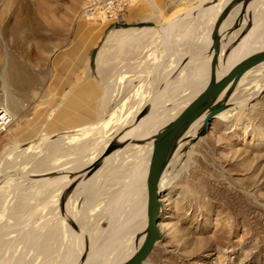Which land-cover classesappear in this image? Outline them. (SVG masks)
Here are the masks:
<instances>
[{
	"label": "rangeland",
	"instance_id": "1",
	"mask_svg": "<svg viewBox=\"0 0 264 264\" xmlns=\"http://www.w3.org/2000/svg\"><path fill=\"white\" fill-rule=\"evenodd\" d=\"M84 1L0 0V18L3 17L1 29L4 31L2 39L0 37V74L5 72L7 76L10 75L14 66L21 74H16L20 78L17 83L9 82L8 90L20 99L22 115L24 114L25 119L33 118L34 128L31 138L39 139V130L46 127L48 123L51 124L49 116L52 118L53 113L61 107L66 93L76 84L88 79L92 82V87L89 89L96 91V80L100 78L98 73L105 81L104 77L107 73L115 76L117 72L130 67L131 71L127 74L131 76L125 77L126 90H123L122 95H132L134 93L132 89L139 85L151 87L146 98L157 89H161V83L153 86L155 82L152 80L154 76L159 77L168 69L169 59L173 57L171 52L182 50L187 53L195 46L194 41L184 43L180 36H176L172 44L171 36L174 37V35L161 32V28L174 21L177 22L183 16L179 24V34L185 31L184 26L189 25L192 26L193 31L195 29L201 31L200 24L194 25L197 21L196 11L202 6L216 2L206 0L207 2H203L201 6L194 7L200 0H139L125 13L124 23H141L140 27H147L150 30L142 36L129 31L133 37L130 36L124 42L110 39L105 49L102 50L100 63L95 64L97 67L94 66L92 70L90 54L101 40L106 25L99 22H88L79 16ZM152 4L156 5L155 8L153 7L154 10ZM190 10H192L191 13ZM17 20L21 22V27L14 23ZM149 23L154 25L149 26ZM10 25L13 26L10 27ZM140 27H124L123 31L130 30L125 28ZM119 31L122 30L119 29ZM16 39L19 40V45L14 46ZM101 47L104 45L102 44ZM170 47L173 49L171 50ZM207 49L200 50V55H205ZM25 51H28V54H25ZM103 88L102 99L110 101L107 103L106 113L116 112L115 107H110V103L116 94L117 87L109 88L112 92V96L109 95V97L105 96L106 87L104 85ZM2 92L0 82V97ZM183 92L185 96L189 94V90ZM183 92L170 101L172 104L169 102L165 106H172L175 101L183 100ZM59 96L61 97L55 104ZM80 105L78 103L79 108ZM137 105L138 103L132 107L129 106L127 110L132 112ZM92 106L94 111L87 116L90 117L91 114L92 117L84 116V119L79 120L69 117L61 124L49 127L48 133H53L60 128L72 130L100 119L104 113L101 101L97 104L92 102ZM239 115L228 121L212 119L204 135L193 140L190 157L185 158L186 161L183 160L185 163L182 161V164H177L168 171L170 172V183L160 192L162 211L159 227L162 237L143 264H264V95ZM110 121L115 123L116 119ZM4 123L10 127L15 126V122H8V118L4 120ZM5 133L4 130L0 132V151L7 141ZM92 147L93 145L90 144L84 152L74 153L66 146L59 154V161L68 162L82 154L85 159L92 151ZM51 163L54 164L55 160ZM70 164L65 166L66 169L72 170L73 165ZM28 168H30L29 165L25 168L24 165L16 164L4 169L3 172L5 171L4 174L8 173V175L13 172V181L19 180L22 190L31 185V180L35 178L63 174L69 177L70 174H76L68 173L66 169H63L44 176L28 175L26 173ZM15 169L18 170L13 171ZM121 176L122 174L111 169L106 170L99 177L100 179L97 178V182H94L96 185L89 192L93 198L86 203V208L82 209V212L79 211L78 205L73 208L78 216L84 218L87 216V219L91 220L89 222L90 231L100 232L99 239L106 229L108 230L110 222L114 223L113 218L105 214L102 202H107L110 190L117 186L114 179H119ZM21 177H29V180L25 178L22 184ZM21 189H17V192L18 195H23L24 199L32 196L29 198V203H38L37 199L43 200V206L37 208L31 224L34 223L35 226L57 224L59 235L62 238L51 240L53 248L50 252L51 244L48 239L50 240L51 234L40 232L37 235L39 250V246H33L30 241L17 239L15 242L18 232L14 231V227H10L7 231L9 235L7 233L3 235V239L8 240L12 236L9 241L13 244L10 242L4 244L5 241L1 239L0 264H75L77 256L71 262L57 261L63 255L64 249L73 246L71 238H63L57 219L64 218L66 200L63 202L59 200L56 203L54 201L56 192L54 191L39 192L34 195L29 191L23 194ZM11 191L5 189L3 192L9 194L8 198L12 199L10 203L14 200L12 196L15 195ZM48 192L51 193L48 194ZM16 202L13 201V205H10L11 212L26 208L25 205H17ZM94 204H97L98 209ZM55 210L59 211V217L55 215ZM9 216L13 217L12 214ZM4 219L6 220L2 219L0 222H7V218L4 217ZM40 229V227L36 228L37 231ZM75 238L77 239L76 236ZM46 249L50 254L44 252Z\"/></svg>",
	"mask_w": 264,
	"mask_h": 264
},
{
	"label": "bare ground",
	"instance_id": "2",
	"mask_svg": "<svg viewBox=\"0 0 264 264\" xmlns=\"http://www.w3.org/2000/svg\"><path fill=\"white\" fill-rule=\"evenodd\" d=\"M215 1L216 2L213 0L214 3L210 1L212 3L210 5L200 7L195 13L197 21L195 20L196 22L194 25L198 26V24H200L201 27L199 25V29L201 28V31L194 27L195 30L193 31L192 26L189 25L187 27L184 26L185 31L182 34H179V24L183 16L177 22L174 21L166 27L161 28V32L174 35V37L171 36L173 38V40H171L172 44L175 42V37L180 36L184 43L187 41L186 43L188 44L189 41H194L195 45L192 44L191 46H194V48L190 49L187 53L182 50L179 52L173 50L171 52V56L173 57L172 59H169L170 65L168 66V69L165 70L161 76H154V79L152 80L155 82V85L153 86L161 83V89H157V91L152 93L150 97L146 98L145 96L149 95L151 87L148 88L143 84L144 87L139 85L137 88L132 89L134 90L132 95H122L126 85V83H124L125 77L128 75L131 76V74H127L131 71L129 70L130 67L117 72L115 76L113 74H108L105 70L107 73L106 77H104L106 87L105 96H112V92H110L109 88L112 87L115 89L117 87L115 90L116 94L110 103V107H115L116 112L110 111L109 113H106L108 108L107 103L110 101L102 99L101 107L104 111L103 115L105 116L102 115L103 118L101 117L97 123L85 125L79 130L72 131V133L60 132L51 135L44 126L39 130V139H34L35 137L31 138V136H33L34 128L33 118L25 119L24 114L22 115L23 110L20 99L8 90L9 82L13 81L17 83L20 79L17 75L20 73L18 69H16V66H14L12 68V73L14 71V74L10 72V75L8 74V76L5 72L0 74V82L3 91L0 97V132L4 130L7 139L0 151V178L1 174L5 172H3L4 169L16 164L21 166L24 165L25 168L29 165L30 168L26 171L28 175L33 174L44 176L53 171L57 172L66 169L65 166L71 163L70 165H73L72 170H66L68 173H76L75 175L70 174L69 177L67 174H63L60 176L35 178L31 180V185L24 190L21 189V185L18 182L19 180L17 182L16 180L13 181L14 177L4 185H1L0 210L2 208V211L0 212V220L3 219L5 221L6 219H4V217H6L7 222H0V241L3 239V235H6L10 227H14V231L18 232L15 242H17V239L22 241L27 240L30 241L33 246H39L37 235H39L40 232L41 234L49 232L51 234L50 240L48 239V242L51 244L50 252L53 248L51 240L55 238H58L59 240L62 238L59 235L57 224L55 225L53 223L55 226H45L44 224L35 226L34 223L31 224L37 208L43 206V200L37 199L38 203H29V198L32 196L24 199L23 195L20 196L17 192L21 189L20 191H22L23 194H26L27 191L31 192V194L54 191L56 192L54 198L56 203L59 200L62 202L66 200L67 204H65L66 210L65 214H63L64 218L62 220L59 218L57 219L63 238H71L73 246L64 249V252H62L63 255H61L57 261L63 260L71 262V260L74 261L77 256L75 264H119L125 261L138 249L145 235L146 174L152 148V141L147 142L146 139L176 117L188 102H190V100H192L206 86L210 75L209 63L212 52H206L205 55L201 56L200 50L209 47L211 43L210 33L214 27L215 21L219 13L229 2V0ZM203 2L207 1L200 0L194 7L201 6ZM153 4L152 8H155L156 5L154 6ZM263 5L264 0H252L246 5L245 9H242V3H239L230 11L226 19L223 21L219 30L221 49L219 63L215 70L216 79L226 74V72L244 56L264 48ZM188 8L190 9V7ZM191 11L192 10L189 12L191 13ZM2 19L0 18V37L4 35V31L1 29V24L3 22ZM14 23H17V26L21 27V22H18V20ZM11 26L13 25H10V27ZM119 27L112 28L105 41H109L110 37L123 32V30L119 31V29H124V26L123 28ZM234 27L237 28L231 30V28ZM128 29L130 30L125 31L126 34H130L129 31H131V33L141 36L150 30V28L147 27ZM156 34L158 36V33ZM127 36V38H130L133 34ZM18 39L15 40L14 46L19 45ZM172 49L173 48H171V50ZM226 49L227 53L223 58V53ZM25 54H28V51H25ZM138 74L140 73L138 72ZM119 85H121V87ZM188 90L189 94L186 95V97L183 91L187 92ZM181 92H183V96L185 97H183V100L179 101V99L178 101H175L172 106H165L171 100L177 98V95ZM263 95L264 62L244 72L231 89H229L228 86L220 94L217 100H224L227 105L224 110L216 114L212 119L220 121L231 120V118L239 114L241 115V112L244 109L246 110V108L253 106L255 101ZM136 103H138V105L132 112L127 110L129 106L132 107ZM146 106H149L146 113L142 117L137 118L138 114ZM204 115L205 114H202L194 120L177 138L175 148L168 159L166 168L160 178L159 192L165 187H168L170 183V172L168 171L175 165L182 164L183 160L186 161V159L190 157L193 140L200 138L198 132L203 126ZM5 118H8V122L14 121L15 126L10 127L5 124ZM113 119H116L115 123L110 121ZM111 141L123 143V146L115 149L108 156L100 160L102 152ZM90 144L93 145L91 148L92 151L85 159L82 154L83 156L77 155L78 157L76 156L68 162L59 161V154L66 148V146L68 149L70 148L73 150L74 153H81L84 152ZM52 160H55L54 164L51 163ZM98 160H100V165L96 171L88 177L83 178L87 170ZM110 169L116 173L122 174V176L119 179H114L117 186L110 190L109 195H107V202H102L104 203L102 205H104L103 209L105 214L107 217L113 218L114 223L112 224V222H110L108 230L106 229L105 233L99 239L100 232L90 231L91 228L89 227V222L91 220L89 221L87 216H85L86 218L78 216L73 208L78 205L80 208L79 211L81 212L82 209L86 208V203L93 198V195L90 196L89 192L91 191V188L96 185L94 182L97 178L101 177L106 170L108 171ZM16 170L18 169L13 171ZM19 171L21 172V170ZM14 173L16 174V172ZM6 174L8 175V173ZM22 177V184L24 183V180H29V177H25L26 179ZM15 178L17 179V177ZM5 189H8L9 192L12 190L11 192L15 194L12 196L14 198L13 201H17V205H25L26 208L17 212L16 210L11 212L9 207L13 201L10 203L12 199L8 198L9 194L3 193ZM50 193L51 192H48V194ZM94 205L97 206V204ZM96 208L98 209V206ZM85 211L88 212L86 209ZM85 211L84 214H86ZM161 211L162 201L160 206V212ZM54 213L59 217L58 210H55ZM11 214L13 217H8V215ZM44 215L46 214L44 213ZM38 227L41 228L39 231L36 230ZM7 234L9 235V233ZM11 237L8 238V240L3 239L5 241L4 244L10 242L9 239H11ZM10 243L13 244L12 242ZM38 249L40 250V246ZM44 252L50 254L47 249Z\"/></svg>",
	"mask_w": 264,
	"mask_h": 264
},
{
	"label": "water",
	"instance_id": "3",
	"mask_svg": "<svg viewBox=\"0 0 264 264\" xmlns=\"http://www.w3.org/2000/svg\"><path fill=\"white\" fill-rule=\"evenodd\" d=\"M252 0H229L222 11L219 13L214 27L210 33L211 43L207 49V52H212L210 66L209 80L206 86L192 99L188 104L180 111V113L169 121L165 126L158 129L151 135L147 142L152 141L151 154L146 174V226L144 238L138 247V249L125 261L119 264H142L148 255L153 250L155 244L161 239L162 233L159 227L160 221V192L159 181L166 168L168 159L170 158L176 144V140L180 134H182L188 126L200 117L204 115L203 126L198 132V136L204 135L208 124L216 114L226 108L224 100H217L220 94L229 86L231 89L240 76L251 69L252 67L264 62V48L256 50L237 61L223 76L216 79L215 70L219 63V54L221 49V37L219 34L220 26L226 19L230 11L239 3H242V9L246 8V5ZM154 24L149 23V26ZM119 26L124 27H140L138 24H110L105 27L101 40L97 43L90 54V68L93 70L96 66V55L98 50L104 43L109 31L112 28ZM237 27H234V29ZM227 53V49L223 53V58ZM149 106H146L138 114L137 118L142 117ZM72 131H65V133H71ZM123 146V143H117L111 141L107 144L106 148L101 154V159L108 156L115 149ZM100 160L95 162L84 174L83 178L91 175L100 165ZM13 179V172L10 175L1 174L0 186L4 185L7 181Z\"/></svg>",
	"mask_w": 264,
	"mask_h": 264
},
{
	"label": "crops",
	"instance_id": "4",
	"mask_svg": "<svg viewBox=\"0 0 264 264\" xmlns=\"http://www.w3.org/2000/svg\"><path fill=\"white\" fill-rule=\"evenodd\" d=\"M121 30H124V29H121ZM125 31H123L119 34H115L114 36L110 37V39H118L116 42H118V41L120 42L121 40L123 42L127 41V39H128L127 35H131V34H126ZM140 38H141V36H140ZM107 43H108V40H106L103 43L104 47H101L98 51L97 58H96V64L97 65L100 63L102 50L105 49V46ZM98 76L100 78L98 80H96V91L89 89V87H92L91 86L92 82L87 79V80L81 81L79 84H76L74 87H72L68 91V93H66L67 95L64 98V101H63L61 107L56 112L53 113L52 118L49 116V120L51 119V121H50L51 124L48 123L49 125L48 124L46 125L47 131L49 130V127L57 126L59 123L61 124L64 121V119H68L69 117H71L73 119H77V120L84 119L85 117L86 118L92 117L91 114H90V117H87V116H89L88 115L89 113H91V112L93 113V111H94V107L92 106V102H96V104L100 103V101L103 98V93H104L103 85L105 86V83H104L105 81H103V79L99 75V73H98ZM61 96H59L57 98V100L55 101V104ZM78 103L81 104L80 105L81 109L78 107ZM96 111H98V110H96ZM103 116H105V115H103ZM103 116H102V118H103ZM43 118H44V116H43ZM100 119L93 121V122H88V123H85L83 125H80L79 127L74 128V130L71 128L72 129L71 131L79 130L83 126L88 125V124H93L95 122L97 123ZM65 128H67V127H65ZM63 130L66 131L69 129L60 128L58 130L53 131V133H49V134L52 135V134L64 132Z\"/></svg>",
	"mask_w": 264,
	"mask_h": 264
},
{
	"label": "built area",
	"instance_id": "5",
	"mask_svg": "<svg viewBox=\"0 0 264 264\" xmlns=\"http://www.w3.org/2000/svg\"><path fill=\"white\" fill-rule=\"evenodd\" d=\"M138 1L85 0L79 11V16L85 21L99 22L106 26L110 24H124L125 13Z\"/></svg>",
	"mask_w": 264,
	"mask_h": 264
}]
</instances>
